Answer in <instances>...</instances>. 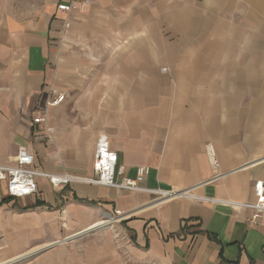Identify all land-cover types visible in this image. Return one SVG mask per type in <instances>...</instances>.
<instances>
[{
  "label": "crops",
  "instance_id": "0c3cea01",
  "mask_svg": "<svg viewBox=\"0 0 264 264\" xmlns=\"http://www.w3.org/2000/svg\"><path fill=\"white\" fill-rule=\"evenodd\" d=\"M101 135L123 176L148 166L142 186L171 194L39 176L13 198L0 181V264L35 248L34 264H264V214L228 203L264 179V0H0V165L26 147L41 171L92 176ZM116 210L114 235L60 240Z\"/></svg>",
  "mask_w": 264,
  "mask_h": 264
},
{
  "label": "built area",
  "instance_id": "2783aa9c",
  "mask_svg": "<svg viewBox=\"0 0 264 264\" xmlns=\"http://www.w3.org/2000/svg\"><path fill=\"white\" fill-rule=\"evenodd\" d=\"M91 0H84V5H88ZM58 10L70 13L72 4L60 3ZM70 23L66 22V26ZM64 94L50 95L47 105L56 106L64 99ZM46 114L39 115L34 119L35 123H46ZM50 131V127H46ZM207 153L211 164L216 167L217 160L215 150L212 144L207 145ZM119 157L111 146L109 139L105 135L99 136L94 154L93 175L82 176L69 172L49 173L39 170L35 165V155L26 147H20L15 160L11 164L0 165V181L7 183V191L10 197L20 198L34 195L38 192L37 177H45L57 188L65 187L73 182L84 181L91 184L106 185L118 189L131 191H148L159 194L160 197L169 196V192L148 189L142 186V182L149 173L148 166H139L135 177H126L124 167L119 166ZM121 177V178H119ZM253 190L256 197L255 201L236 202L228 201L234 207L247 208L253 211L252 220H258L264 214V179H253ZM116 215H111L114 222L120 220V210L115 211ZM118 215V216H117ZM108 220V219H107Z\"/></svg>",
  "mask_w": 264,
  "mask_h": 264
},
{
  "label": "rangeland",
  "instance_id": "374dc122",
  "mask_svg": "<svg viewBox=\"0 0 264 264\" xmlns=\"http://www.w3.org/2000/svg\"><path fill=\"white\" fill-rule=\"evenodd\" d=\"M114 219L113 218H109L107 221H108V223H106V224H103V225H101V226H99V227H97V228H94V229H91V230H88L89 232H88V234H92V235H94V234H96L97 233V231H106V232H109V233H112L113 235L116 233V231L114 232V229L115 228H111V226L110 225H108L109 223H113L114 221H113ZM60 221L62 222V226H64V224L66 223V220H65V218L62 216L61 218H60ZM108 225V226H107ZM67 231H68V233H63L62 235H61V239L60 240H64V239H66V238H68V237H70V236H72V234H74V233H76L77 231V229H75V228H65ZM84 232H87V231H84ZM71 234V235H70ZM84 234H86V233H84ZM84 234H82V235H84ZM81 236V235H80ZM80 236H78V237H80ZM117 236V239H119L120 240V236L119 235H116ZM77 238V237H76ZM71 239H74V238H69V239H67L66 241H63V243L64 242H68L69 240H71ZM118 241V240H117ZM43 251V249H39V248H35V249H31V251H29L28 252V254L30 255L29 257H23L22 259H20L19 261H11V262H13V263H10V264H34V261L38 258V255L41 253Z\"/></svg>",
  "mask_w": 264,
  "mask_h": 264
},
{
  "label": "bare ground",
  "instance_id": "6f19581e",
  "mask_svg": "<svg viewBox=\"0 0 264 264\" xmlns=\"http://www.w3.org/2000/svg\"><path fill=\"white\" fill-rule=\"evenodd\" d=\"M108 223L107 220H100L99 222H96L95 224H93L91 227L88 228V230H91V229H94V228H97L103 224H106ZM88 230H84V231H88Z\"/></svg>",
  "mask_w": 264,
  "mask_h": 264
},
{
  "label": "water",
  "instance_id": "95a60500",
  "mask_svg": "<svg viewBox=\"0 0 264 264\" xmlns=\"http://www.w3.org/2000/svg\"><path fill=\"white\" fill-rule=\"evenodd\" d=\"M82 234H84V231H82V232H78V233H75V234H73L72 236H70V237L64 239V241H66V240L69 239V238H76V237H78V236H80V235H82Z\"/></svg>",
  "mask_w": 264,
  "mask_h": 264
}]
</instances>
